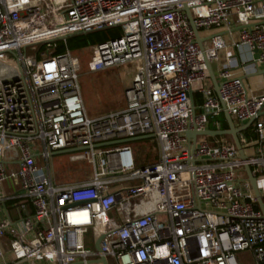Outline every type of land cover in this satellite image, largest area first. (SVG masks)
I'll return each mask as SVG.
<instances>
[{
  "label": "built area",
  "instance_id": "obj_1",
  "mask_svg": "<svg viewBox=\"0 0 264 264\" xmlns=\"http://www.w3.org/2000/svg\"><path fill=\"white\" fill-rule=\"evenodd\" d=\"M117 27L123 35L93 49L88 71H137L125 108L90 118L80 58L52 53L67 37ZM228 48L264 66V0H0V264H240L247 252L264 264V218L245 172L264 198V92L229 67L219 96L207 85L206 60ZM197 87L200 111L189 96ZM224 110L242 127L255 119L246 160L234 142L186 136ZM149 135L159 158L142 167L127 144L96 147ZM81 148L69 158L87 162L89 180L56 185L39 164ZM11 200L25 214L17 222L3 215Z\"/></svg>",
  "mask_w": 264,
  "mask_h": 264
},
{
  "label": "rangeland",
  "instance_id": "obj_2",
  "mask_svg": "<svg viewBox=\"0 0 264 264\" xmlns=\"http://www.w3.org/2000/svg\"><path fill=\"white\" fill-rule=\"evenodd\" d=\"M38 48L45 49L46 45H40ZM28 54H32L31 49L28 50ZM78 55L82 62L80 74L81 95L88 116L95 118L124 109L126 106L124 93L133 81L138 63L114 67L101 73L91 74L88 71L91 51H84ZM155 144L153 140L127 144L133 152L137 166H144L150 161V163L155 162L153 160V156L157 151ZM39 164L45 168L49 166L53 182L56 185L78 183L89 180L92 176L91 167L87 162L73 164L70 162L69 155H52L49 164L42 157H39ZM0 188V192L7 189L6 186ZM239 261L240 264H256L250 252L239 255ZM109 262L113 264V259L109 258Z\"/></svg>",
  "mask_w": 264,
  "mask_h": 264
},
{
  "label": "crops",
  "instance_id": "obj_3",
  "mask_svg": "<svg viewBox=\"0 0 264 264\" xmlns=\"http://www.w3.org/2000/svg\"><path fill=\"white\" fill-rule=\"evenodd\" d=\"M232 39L237 41L238 35L234 34ZM229 41H231V38ZM257 56H258L257 53L251 54L246 48H239L236 50L228 48L226 50L221 51L220 56H219V62L212 65V70L214 72V75L216 77L218 84H220L221 82V78L219 74L220 70L223 69L224 67H229L235 71L236 75L243 78L245 86L247 87L249 91H251L255 95L262 94L264 92V73L260 74V71H264V66L260 68V71L256 70V67L254 65V59H256ZM207 85L213 90H215V86L213 82L211 81V79H209ZM198 89L199 87L195 88L192 92H193V97H194V104L196 105V108L198 109V111H200L199 107L202 105V96L200 92L198 91ZM125 104H126V101H125ZM221 115H223V113ZM221 115L218 117H210L209 126H208L209 131L229 130V126L226 120L225 122L227 123V129H223L221 124L219 123L218 118H220ZM232 121L236 128H242V126L237 121H235L234 119H232ZM246 131L239 134L240 141L242 140H248L250 142L254 141L256 138L255 132H254V126L250 127L251 135L249 136L246 135ZM207 138L210 139L208 141L210 144H216L217 142H224V141L234 142V139L232 136H222L218 138L207 137ZM152 140L156 143V147H157L156 154H154L153 156V160H155L156 162L159 158L160 149H159V145L157 144V142L154 139ZM245 145L246 144L243 145V148H246ZM128 147L130 148L129 145ZM150 162H148L146 165L152 164ZM139 166L142 167L143 165H139ZM17 201L18 200H11L6 203L5 210L7 211L8 214L5 211H3L4 217L10 218L13 222H17L20 220L21 217H25V214L19 213L18 208H17L19 203H17ZM27 207H28V212L31 215L33 213V208L29 203Z\"/></svg>",
  "mask_w": 264,
  "mask_h": 264
},
{
  "label": "water",
  "instance_id": "obj_4",
  "mask_svg": "<svg viewBox=\"0 0 264 264\" xmlns=\"http://www.w3.org/2000/svg\"><path fill=\"white\" fill-rule=\"evenodd\" d=\"M184 11L186 12L187 17H188L191 25L193 26V20H192V18L190 16L188 8H185ZM238 30L239 29H235V30H233V32H236ZM194 32H195V35H196L197 43L200 45L202 51L205 52L204 40L200 37L199 32L195 28H194ZM90 33H93V31L83 32V33H80V34H77V35H73V36L67 37L66 39H70V38H73V37H76V36H80V35H87V34H90ZM206 63H207V66H208L209 77H210L211 81L213 82V84L215 86V91H216L217 95L219 96L220 86H219V84H218V82L216 80V77H215L214 72L212 70V66L210 65L209 61L206 60ZM263 73H264V71H260V74H263ZM189 96H190L192 102L194 103L193 92H191L189 94ZM222 106H223V104H222ZM223 115H224L225 120L228 123L229 130H227V131H222V130L209 131L208 130V131H205V132L192 131V132H188L186 134L187 138L190 139L193 142V145H195L197 140H198V138H200V137L218 138V137H222V136H232L233 139H234V143H235V145L237 146V148L239 150L241 159L242 160H246V155H245L242 143L240 141L239 134L242 133V132H245L250 127H252L254 122H255V119L251 120L250 122H248L247 125L243 126L242 128H236L234 123H233V121H232V118L230 117V115L225 110L223 111ZM261 116H264V112H261L258 117H261ZM152 139H154V137L152 135H149V136L125 139V140H122V141L102 143V144L97 145L96 147H98V148H106V147H111V146L125 145V144H129V143H133V142H140V141H146V140H152ZM84 150H87V148L72 149V150H62V151L55 152L54 156L69 155L71 153L80 152V151H84ZM193 150H194V148H193ZM245 172H246V174L248 176V181L250 182V184L252 186V189H253V191H254V193L256 195L259 208H260V210H261V212L263 214V218H264V198L261 196V193L259 191L257 180H256L255 176L253 175L251 168H249V167L245 168ZM100 242H101V240H99L97 242V244H96V249L97 250H100ZM90 263L91 264H109L107 259H105V258H103V259H101L99 261H92ZM78 264H82V263H78Z\"/></svg>",
  "mask_w": 264,
  "mask_h": 264
},
{
  "label": "trees",
  "instance_id": "obj_5",
  "mask_svg": "<svg viewBox=\"0 0 264 264\" xmlns=\"http://www.w3.org/2000/svg\"><path fill=\"white\" fill-rule=\"evenodd\" d=\"M123 35V30L121 27L117 28H110L103 31L93 32L87 35H80L73 38H70L67 40L66 43L58 42L56 49L53 51V55L63 54L67 50H69L71 53L79 57V53L84 51H91V55L93 53V49L100 43L107 42L109 40L117 39ZM44 49V48H43ZM90 55V57H91ZM82 63V62H81ZM219 123L221 124L223 129H227V123L225 122V119L223 115H221L220 118H218ZM246 135H251L250 128L246 131ZM207 141L210 139L205 137ZM156 145V144H155ZM19 205L17 208L21 205V202L17 201Z\"/></svg>",
  "mask_w": 264,
  "mask_h": 264
},
{
  "label": "bare ground",
  "instance_id": "obj_6",
  "mask_svg": "<svg viewBox=\"0 0 264 264\" xmlns=\"http://www.w3.org/2000/svg\"><path fill=\"white\" fill-rule=\"evenodd\" d=\"M214 53H215V52H214V50H213V51H211V54H212L211 56H213V55H214Z\"/></svg>",
  "mask_w": 264,
  "mask_h": 264
}]
</instances>
